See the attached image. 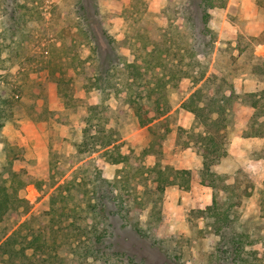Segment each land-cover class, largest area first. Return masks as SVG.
Listing matches in <instances>:
<instances>
[{
  "label": "rangeland",
  "instance_id": "374dc122",
  "mask_svg": "<svg viewBox=\"0 0 264 264\" xmlns=\"http://www.w3.org/2000/svg\"><path fill=\"white\" fill-rule=\"evenodd\" d=\"M86 1L105 19L85 20L82 0H0V92L9 94L0 99V183L23 200L20 219L0 223V264H134L131 248L146 264H233L221 250L234 235L248 262L264 264V0H229L214 37L185 20L186 0ZM193 76L229 94L233 136L250 117L239 141L247 152L231 146L214 167L216 188L163 192L138 172L120 210L111 189L126 171L109 161L116 146L148 170L196 166L186 144L194 115L181 106ZM106 106L120 113L104 124ZM32 116L46 141L23 131ZM214 194L228 222L199 211ZM132 226L153 239L137 241ZM31 232L49 249L30 248Z\"/></svg>",
  "mask_w": 264,
  "mask_h": 264
},
{
  "label": "trees",
  "instance_id": "16d2710c",
  "mask_svg": "<svg viewBox=\"0 0 264 264\" xmlns=\"http://www.w3.org/2000/svg\"><path fill=\"white\" fill-rule=\"evenodd\" d=\"M85 1L82 0V6L80 7L81 11H84L82 15L85 20L88 19L89 21H92V16H97L101 20L105 19V14L96 10V8L92 9L90 6H88L89 1ZM196 1L195 4L193 0H186L183 3V9L186 12L183 17L185 18V20H191L192 24L194 23L193 19L196 20L198 22L196 24H200V27L202 26V32L205 36L214 37V30L209 25L211 18V13L209 10L213 7H226L229 3V0ZM101 23L99 24V26H101ZM103 35H106V33L104 32ZM192 80L193 84L189 87V90L191 91L187 93L186 96L181 98V106L191 111L195 116L192 128L190 129V131H187L188 133H190L189 137H191V139L189 138L186 144L192 145L203 158V166L201 169L202 183L212 188H216V178H218V176L214 170V167L219 165L222 160L228 156L232 144V126L230 123V115L233 114V105L231 104V98L229 94L227 95L224 92L218 93V82L215 81L213 83V81L211 80L212 82L208 81V83L211 82L210 85L208 83L204 84L205 80H203V78H194V76L192 77ZM224 89L225 88H223V90ZM261 93L264 94V91H262ZM0 94L7 95L0 96L1 101L6 102L9 96L8 92L1 91ZM252 106L258 107V102L255 101ZM1 112L2 109L0 108V118L2 117ZM113 113L118 117L120 112H118L117 109H113L111 106H106L104 110V117H101L99 119H102L104 124L109 123ZM1 126L2 123L0 122V127ZM95 126H98L97 123L95 124ZM196 128H201L202 130H200V132L198 133L194 132ZM95 144L98 145L99 143L95 142ZM114 150L116 151L117 156L114 158V160L109 158V161H113V163L125 164V168L123 169L126 171L123 174L117 175L115 186L111 189L112 193L118 191L116 197L120 210L126 211V209L129 207V204L127 203L130 201V191H128V189H125L132 183L133 175L138 172L142 173V175H146L148 180L154 178L157 179L155 180L158 185L157 187L163 192L165 190V187L170 184H178L182 189L185 190H188L191 187L192 172L189 169H178L170 164H166L161 165L158 168L155 167L153 170H148L141 162H134V159L136 157L135 155L124 154V152L121 151L120 146H116ZM78 152H80V149L77 147L75 153ZM106 153H108V151ZM155 170L157 171L158 176L157 174H154ZM38 183L41 184L42 181L39 180ZM234 183L236 184V182ZM113 185L114 184H112V186ZM225 185L232 186V184ZM28 192L29 194L26 197V201L30 200L33 189L29 188ZM119 196H121V200L118 199ZM22 201L23 200L19 199L18 196L12 194L7 186L0 183V223L8 218H11L12 215H15L13 216V219L14 217L20 219L19 215H21V213L17 211V206ZM217 205L218 199L214 194L212 203L207 204L204 209H200L199 211L203 213L202 215L208 213V215L220 217L219 220L221 222H228L230 220V215L227 212L229 211V208L227 207L226 211L217 212ZM229 207H231V204H229ZM132 227L137 233V235L134 236V239H136L137 241L141 240V238H152L151 236L141 234L142 232L138 229V227ZM28 237H31L30 239L28 238L30 248L37 251L49 249L50 243L40 238L38 233L31 232ZM243 245L244 244L242 243V237L239 235H234L231 245L226 249L221 250V252L224 251L222 252L223 254L227 255L225 260L230 259V261H233L235 264H253L251 262H248L247 259L244 258ZM26 251V247H23V253L25 255ZM125 251H128L130 260L131 262H134V264H146L143 259H140L141 256H138L137 250L135 248H131L130 250ZM125 251H117V253L124 255L126 253Z\"/></svg>",
  "mask_w": 264,
  "mask_h": 264
},
{
  "label": "crops",
  "instance_id": "0c3cea01",
  "mask_svg": "<svg viewBox=\"0 0 264 264\" xmlns=\"http://www.w3.org/2000/svg\"><path fill=\"white\" fill-rule=\"evenodd\" d=\"M164 5L165 4H161V7L162 6L164 7ZM231 5H232V1H230V3H228L226 7H213L209 10L211 13V18H210V22H209V25L211 28L213 27L212 23L216 24L218 21H221V19H222L221 17H223V24L228 22V19L226 18L227 17V11H231V7H232ZM222 10H223V12H220ZM57 109L60 112H62L64 107L60 106ZM189 112H191V111H189ZM193 118L195 119V116ZM37 119L38 118L35 119V117H33V116L30 118L24 117L23 121H22L23 122V125H22L23 131L24 132L26 131V133H27V131L30 132V135L28 136L29 138H31V137H32V139L38 138L37 141L44 139L46 141L47 140V128L44 127L42 121H39V119L38 120ZM249 120H250V117H248L247 120L244 119L243 122H241V125L237 126L236 131L234 133V136L232 135L231 146H235L236 144H238L239 147L241 148V150H243L245 152H247V149L246 148L242 149V148H244L243 147L244 145L241 144V146H240L239 141H247V139L249 138V135H248L249 133H246V130L248 129ZM19 122H20V120H19ZM22 127H20V128H22ZM26 128H29V129H26ZM12 129L16 130L17 126L13 125ZM46 143H48V142H43V144H40V145L46 146ZM62 147H63V145H62ZM186 148L189 149L191 147H185V150H186ZM192 148L194 149L193 146H192ZM193 152H194L193 153L194 156L191 159L196 161L195 163H196L197 168L195 165H193L194 163H191V162H185V163H183V165L175 166V167L178 169H189V170H191V172H192L191 188H193L194 186H198V185L204 186L206 188L207 185L202 183V178H201V174H200L202 166H203V158L195 149ZM197 171H198V173L196 174L195 172H197ZM176 185H178V184H176ZM207 187H209V186H207ZM212 199H213V197H212Z\"/></svg>",
  "mask_w": 264,
  "mask_h": 264
}]
</instances>
